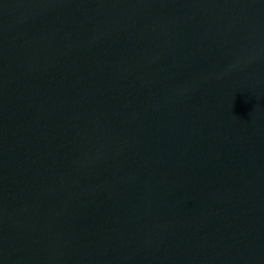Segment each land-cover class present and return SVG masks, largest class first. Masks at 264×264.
I'll return each instance as SVG.
<instances>
[{"label": "water", "instance_id": "1", "mask_svg": "<svg viewBox=\"0 0 264 264\" xmlns=\"http://www.w3.org/2000/svg\"><path fill=\"white\" fill-rule=\"evenodd\" d=\"M0 264H264V0H0Z\"/></svg>", "mask_w": 264, "mask_h": 264}]
</instances>
